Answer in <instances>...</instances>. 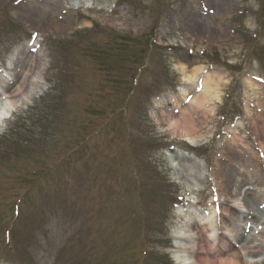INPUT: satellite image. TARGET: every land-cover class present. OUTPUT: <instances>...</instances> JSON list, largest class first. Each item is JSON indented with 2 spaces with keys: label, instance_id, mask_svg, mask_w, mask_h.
<instances>
[{
  "label": "rangeland",
  "instance_id": "rangeland-1",
  "mask_svg": "<svg viewBox=\"0 0 264 264\" xmlns=\"http://www.w3.org/2000/svg\"><path fill=\"white\" fill-rule=\"evenodd\" d=\"M39 54L40 94L0 128V264H179L174 235L221 194L216 159L256 218L224 197L218 248L264 231V0H0V91ZM177 61L219 84L195 148L156 121L184 101Z\"/></svg>",
  "mask_w": 264,
  "mask_h": 264
},
{
  "label": "bare ground",
  "instance_id": "bare-ground-1",
  "mask_svg": "<svg viewBox=\"0 0 264 264\" xmlns=\"http://www.w3.org/2000/svg\"><path fill=\"white\" fill-rule=\"evenodd\" d=\"M33 7L37 8L39 6L34 4ZM44 8L49 10L48 16L53 14V8L51 6H45ZM57 17L60 19L59 22L52 20L49 22L51 23L50 27H55L56 30L59 29L58 32H62L67 29L68 23L66 22V18ZM33 25L36 24L34 23ZM42 56L43 54L36 55L35 57L32 56L26 61V58L28 57V55H26L25 59L23 57L22 64L19 63L18 59L15 63L12 62L13 69H10L7 73L19 71L20 77L18 81L14 82L11 86H6L5 88L3 86L1 88L0 128L4 125V120H6L9 114L28 105L33 98L40 94L36 89L38 87V81H35L34 78L38 77L37 67L42 60ZM176 66L179 71L178 80L185 84L181 95H183V99L186 101H184L185 103L182 102V106L177 104V107L176 105V108H179L177 114H174L172 111L163 107L157 108L156 121L158 122L160 129L167 130L170 135L176 138L185 139L191 145H196L198 143L197 138L198 140L200 138V144L203 143L201 140H204L205 133L208 132L209 129L207 115L213 111L208 104L213 101L214 97H216L215 90L219 84L216 83L214 78L217 77L210 73H206L202 75V79H200V76L198 77L201 69L199 66L188 68L181 61H177ZM197 79H200V88H195L196 86L191 87L192 83L196 82ZM187 87H191V90H188ZM256 121L257 120H255V122ZM255 122H253V126L255 125ZM232 141L238 142L239 138L235 136L232 138ZM260 142L264 148V142L261 139ZM185 160L190 161V158L185 157ZM216 166L214 180L217 181L216 185L221 194L218 197L210 198L208 204L213 211L222 209L224 212L226 205L222 198H227V201L231 203L232 209L236 208V205H240L239 200L244 183H238L235 186L236 189H234V191H232L231 186L230 189H228V187L225 186L226 179L223 175L224 169L221 167L220 160L216 159ZM179 167H177L178 169H176L175 173H177V175H180V172L184 173L185 176L179 181L183 185L190 176L187 172L188 169L185 168V166L180 165ZM243 195L245 198L242 196L241 199H244L245 203L253 198L248 191H244ZM246 209L247 211L242 213L240 210L238 211L237 207L235 211L237 210L236 212L244 214V218H247V216L251 214L250 218L256 219L252 215L254 212L249 211L251 209ZM237 217L236 214H232L230 217L232 222L229 224H226L221 220V230L223 232L231 233L232 230H234L232 223L234 222V224H238L239 222ZM253 219H242L240 223L245 225L247 224V221L254 222ZM203 224H206L207 226L216 225L213 214L204 216ZM257 229H259L257 230V237L253 238L255 239V242L252 241L253 239L248 240V237H246L244 242L239 243L236 248L232 245L233 249H231V244L229 243V250L223 248L220 249L217 246L219 239L212 237L208 232V227L198 224L193 218L191 220L185 219L181 229L174 235L179 237V239L174 241L175 243H173V246L181 247L183 249V253L178 255L179 264H264V231L262 229L260 230V227H257ZM235 235L231 236L232 240H236ZM221 239L223 241L224 237L222 236Z\"/></svg>",
  "mask_w": 264,
  "mask_h": 264
}]
</instances>
